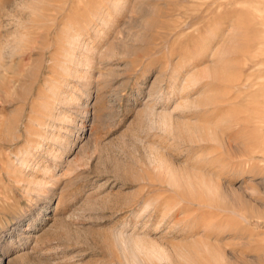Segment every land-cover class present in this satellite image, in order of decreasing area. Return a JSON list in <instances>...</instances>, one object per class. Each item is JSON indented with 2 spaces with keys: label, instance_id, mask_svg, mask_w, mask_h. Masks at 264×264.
<instances>
[{
  "label": "rangeland",
  "instance_id": "obj_1",
  "mask_svg": "<svg viewBox=\"0 0 264 264\" xmlns=\"http://www.w3.org/2000/svg\"><path fill=\"white\" fill-rule=\"evenodd\" d=\"M0 264H264V0H0Z\"/></svg>",
  "mask_w": 264,
  "mask_h": 264
}]
</instances>
